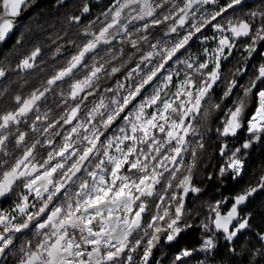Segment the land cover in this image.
Returning <instances> with one entry per match:
<instances>
[{"label":"snow or ice","instance_id":"snow-or-ice-1","mask_svg":"<svg viewBox=\"0 0 264 264\" xmlns=\"http://www.w3.org/2000/svg\"><path fill=\"white\" fill-rule=\"evenodd\" d=\"M35 4L0 0V48L19 33L0 59V264H154L193 227L198 246L170 264H264V168L198 224L188 207L209 133L227 160L207 181L239 182L264 150V2L55 0L51 44L21 23ZM36 71L39 86L11 87Z\"/></svg>","mask_w":264,"mask_h":264},{"label":"trees","instance_id":"trees-1","mask_svg":"<svg viewBox=\"0 0 264 264\" xmlns=\"http://www.w3.org/2000/svg\"><path fill=\"white\" fill-rule=\"evenodd\" d=\"M40 0H36L39 2ZM103 2V0H93V2ZM73 3L78 2V0H72ZM261 2L264 0H249L250 4H253L255 7H259ZM35 4V5H36ZM55 0H41L39 7L24 21L21 23H33V31L31 33V39L35 43L40 42H47L51 44L49 37L53 35L54 30L48 25L46 21L52 20L56 16L54 10ZM71 7V6H70ZM100 9L94 8V12H98ZM40 25L41 27H36L35 25ZM59 25L57 24V29ZM21 30H23L21 28ZM19 33L13 36L7 45L0 48V59H3L5 56H9L13 60L16 58L15 54L12 51V45L15 42V39L18 38ZM63 43V42H60ZM22 51V50H21ZM55 52V45L51 46V51L48 52V55L45 57V60L48 61L47 64H41L42 68H47L49 71L51 70V64L53 63L51 57L54 55ZM59 59H63L60 57ZM259 60V57H257ZM230 64L225 65L227 69L230 67ZM44 73L39 71L33 72L31 75H28L26 78L13 76L12 80L15 81L11 84V87L20 92H24L25 94L32 89L34 86H39L40 79L43 78ZM247 79V78H245ZM241 83H244L242 80ZM223 85H220L216 88L214 96L218 101L220 96L222 95ZM235 97H233L234 99ZM49 104H52V98L49 99ZM228 106L231 107V102H228ZM219 115V119L217 120L216 117ZM223 114H213V117L210 120V124L215 126L219 123L220 120H223ZM209 139L207 143V154L202 156L201 163L198 165L200 171L198 175V185L202 189V194L199 200H194L190 198L188 201L189 210H193V208L199 209V215L194 220V223L198 224L200 221L204 220L205 217L203 213L208 211V204L214 203L215 200H219L221 198H229L234 195L243 185H245L250 180H255L257 178L256 174L264 168V150L257 148L254 150L250 157H246L248 164L247 170L242 180L239 182L233 181L231 179L225 178L223 180H213L207 181L204 177L211 173L217 166L222 165L225 160H227V156L220 157L217 151V145L220 141L216 138L214 134L209 133ZM246 133L241 132L240 135L235 139H230L227 141L230 145L239 146L241 141L245 138ZM190 159V158H189ZM256 203L252 205V207L259 209L261 207V201H264V193L257 196L255 198ZM9 201H0V206L7 207ZM227 207L230 205H225L223 210H226ZM264 226V218L261 216H257L254 221V227L252 232H257L260 230V227ZM201 238V231L198 227H193L191 230L184 233L176 242L172 244H164L161 247H158L154 250V264L156 260L162 261V264H170L173 255L177 251V249L182 247H189V246H198V241ZM251 240L253 244H257L255 237L252 233H245L244 236L241 237V242ZM221 244H223V240L221 239ZM258 246V244H257ZM191 264H196V261L193 260ZM219 264V261H217Z\"/></svg>","mask_w":264,"mask_h":264},{"label":"water","instance_id":"water-1","mask_svg":"<svg viewBox=\"0 0 264 264\" xmlns=\"http://www.w3.org/2000/svg\"><path fill=\"white\" fill-rule=\"evenodd\" d=\"M40 1L37 2V4L35 5V7H33L29 12H27L26 15H24L23 17H21V22L24 21V20H26L39 7Z\"/></svg>","mask_w":264,"mask_h":264},{"label":"flooded vegetation","instance_id":"flooded-vegetation-1","mask_svg":"<svg viewBox=\"0 0 264 264\" xmlns=\"http://www.w3.org/2000/svg\"><path fill=\"white\" fill-rule=\"evenodd\" d=\"M96 3H100V4L107 3V0H103V2L97 1Z\"/></svg>","mask_w":264,"mask_h":264}]
</instances>
